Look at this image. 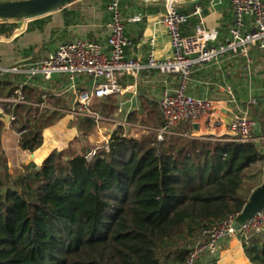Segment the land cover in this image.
I'll use <instances>...</instances> for the list:
<instances>
[{"label": "trees", "instance_id": "1", "mask_svg": "<svg viewBox=\"0 0 264 264\" xmlns=\"http://www.w3.org/2000/svg\"><path fill=\"white\" fill-rule=\"evenodd\" d=\"M48 21L49 15L30 24L44 30ZM18 25L0 22V37H11ZM23 77L0 71V99L20 89L26 100L0 107L15 117L12 128L25 130L20 148L35 152L60 115L37 105L42 93L15 85ZM159 121L144 139L118 127L109 149L92 159L56 150L41 166L31 163L18 174L9 171L0 144V264L187 263L193 248L207 243L205 231L244 209L248 171L264 162V151L256 140L194 137L190 125L160 141L155 129L166 123ZM96 124L85 117L84 133ZM242 239L250 264H264V233ZM193 264L219 262L207 251Z\"/></svg>", "mask_w": 264, "mask_h": 264}, {"label": "crops", "instance_id": "2", "mask_svg": "<svg viewBox=\"0 0 264 264\" xmlns=\"http://www.w3.org/2000/svg\"><path fill=\"white\" fill-rule=\"evenodd\" d=\"M196 1H175L178 9L183 12L192 13L198 6L201 7V16L191 18L184 27L185 33H194L196 28L202 25L207 31L210 45L225 41L233 20L232 1L200 0L198 3ZM108 2L109 0H77L50 14L44 30L38 29L35 24L25 26L19 21L18 28L11 37H0V68L26 66L30 62L46 57L59 44L75 39L97 41L108 49ZM122 9L128 21L127 35L132 41L130 57L146 62L150 53L158 60H166L173 56L166 28L161 22L166 11L165 0H123ZM201 19H204L203 24ZM249 55L252 58L250 72L246 68L247 60L242 54L230 53L221 61L196 70L192 74L187 92L195 97L210 100L211 116L192 122L186 121L177 125L175 130L190 125L194 137L231 140L233 134L228 130V125L238 111L248 107L249 100L255 97L259 100V105L250 107V111L258 122L256 133L258 139L264 137V47L257 43L253 44ZM180 80L179 75L164 74L155 69L142 71L136 85L132 77L125 76L120 79V83L126 91L123 94L97 99L95 109L98 113L102 111L101 109H107L111 114L106 117L117 121H122L120 117L125 111L123 117L128 119L133 117L136 111L142 114L146 108L157 105L155 101L163 91L175 89ZM14 82L15 85L21 84L28 90L42 93L44 107L40 108L51 112L58 111L60 118L54 125L44 130L43 144L35 152L22 150L19 146L20 135L12 128L11 122L0 121V144L12 174L21 173L24 167L31 163L41 166L56 150L71 149L76 154H88L95 149H103L105 139L112 134L111 129L96 124L94 131L86 135L83 127L85 117L72 111L77 90L92 89L94 86L92 79L82 76L76 78L72 84L67 76L54 75L48 81L40 77L32 79L23 77ZM158 113V117L162 118L160 110ZM213 122H217L218 125L212 126ZM249 170L252 172L248 174L246 183L261 178L263 182L248 198L246 203L248 208L245 207L247 211L255 207L253 196L264 183V162L252 165ZM217 253L219 264H250L239 237L220 241Z\"/></svg>", "mask_w": 264, "mask_h": 264}, {"label": "built area", "instance_id": "3", "mask_svg": "<svg viewBox=\"0 0 264 264\" xmlns=\"http://www.w3.org/2000/svg\"><path fill=\"white\" fill-rule=\"evenodd\" d=\"M175 1L165 0L166 11L161 21L173 48V56L169 59L158 60L153 53H150L146 62L130 57L132 41L127 35L128 21L123 14V0H109L107 4L108 49L97 41L75 39L59 44L46 57L30 62L26 66L15 65L10 68H0V71L22 74L27 79L40 77L45 81L50 80L54 75H64L72 84L76 78L86 76L93 80L94 86L90 90H77L73 113L81 117H91L97 124L106 121L119 125H127L129 121H117L93 111L94 98L123 94L126 89L120 83V79L125 76L132 77L136 85L137 78L144 70L155 69L164 74L179 75L180 84L175 89L163 91L159 99L155 101L166 123L163 128L156 129L158 140L161 141L163 134L172 132L177 125L211 116V101L195 97L187 92L189 80L196 70L219 62L230 53H240L246 58V68L250 72L252 65V58L249 55L250 47L256 43L264 47V0H231L233 20L229 36L217 45H210L207 31L202 25H199L194 33H185L184 27L191 18L201 16V7L198 6L192 13H187L179 10ZM203 23L204 19H201V24ZM16 94L18 96L0 99V102H26L20 89L16 91ZM37 105L44 107L42 103ZM258 105L259 100L252 97L248 107L240 109L234 116L228 125V130L233 134L231 140L241 142L256 140L261 143L264 151V137L258 139L256 134L258 122L252 117L250 111V107ZM0 111H3L2 107ZM10 117L12 122L15 117L13 115ZM217 125V122L212 123V126ZM23 132L25 130L19 132V135ZM111 136L105 139L103 149H109ZM97 151L98 149L89 152L87 158H94ZM239 214L232 215L205 231L208 236L207 243L196 245L185 264H193L207 251L215 254L222 240L233 237L248 239L252 235L264 233V207L237 229L235 222Z\"/></svg>", "mask_w": 264, "mask_h": 264}, {"label": "water", "instance_id": "4", "mask_svg": "<svg viewBox=\"0 0 264 264\" xmlns=\"http://www.w3.org/2000/svg\"><path fill=\"white\" fill-rule=\"evenodd\" d=\"M77 0H0V22L32 21L59 11ZM200 0H197L198 3ZM10 115L0 111V121L10 122ZM36 167V164H34ZM255 207L247 211L248 205L240 212L235 226L239 229L264 207V183L255 192Z\"/></svg>", "mask_w": 264, "mask_h": 264}, {"label": "rangeland", "instance_id": "5", "mask_svg": "<svg viewBox=\"0 0 264 264\" xmlns=\"http://www.w3.org/2000/svg\"><path fill=\"white\" fill-rule=\"evenodd\" d=\"M23 22L25 26L30 24L28 21H21ZM86 77V76H85ZM157 104V103H156ZM158 106L154 104L151 108L145 109V112L142 113L141 115H138V117H132L130 120L127 118H124L123 116L125 115V111L122 113V117L120 119L122 121L127 120L129 123L127 125H119L115 124L114 122H102L100 126H105L104 128L106 129H111L112 133L117 129L118 127H122L123 130L125 131V134L128 136L136 137L139 139H144L149 137L151 134V131H149V128L151 127H157L160 123L159 118H158ZM112 135V134H111ZM5 154V153H4ZM6 155V154H5ZM7 165H8V160H7ZM9 168V166H8ZM252 170L248 171V174H250ZM262 178L260 180L256 181H250L245 184V191L246 192V197L249 198L252 191L256 189L258 186L262 184ZM248 200V199H247ZM241 239V242L244 245L243 239ZM217 252L214 254L217 257ZM218 259V258H217ZM219 262V261H218Z\"/></svg>", "mask_w": 264, "mask_h": 264}]
</instances>
